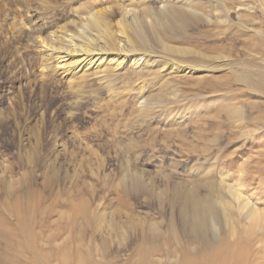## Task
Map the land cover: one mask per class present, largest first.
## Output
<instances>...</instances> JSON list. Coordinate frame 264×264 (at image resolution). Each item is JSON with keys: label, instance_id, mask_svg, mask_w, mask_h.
Returning <instances> with one entry per match:
<instances>
[{"label": "rangeland", "instance_id": "374dc122", "mask_svg": "<svg viewBox=\"0 0 264 264\" xmlns=\"http://www.w3.org/2000/svg\"><path fill=\"white\" fill-rule=\"evenodd\" d=\"M18 1L0 0V264H25V256L44 252L55 261L66 234L55 235L53 220H33L31 201L40 214L54 192H74L78 204L81 190L92 218L85 239L99 264H248L257 249L263 262L264 93L232 73L264 75V0H195L208 16L201 23L162 17L167 0H25L21 9ZM243 5L253 8L246 23ZM124 6L149 8L150 45L160 48L158 34H165L163 41L192 50L174 57L197 70L176 71V58L164 54L170 58L125 63L117 74L107 64L111 76L100 83L92 68L71 77L43 61L40 43L50 33L93 11L117 30ZM38 19L30 45L22 40L26 23ZM202 65L214 68L204 73ZM229 109L242 114L231 117ZM49 177L52 194L44 189ZM211 187L216 215L193 229L178 195L206 198ZM14 205L36 221L18 236L16 219L4 212L14 214ZM82 224L78 217L76 232Z\"/></svg>", "mask_w": 264, "mask_h": 264}, {"label": "bare ground", "instance_id": "6f19581e", "mask_svg": "<svg viewBox=\"0 0 264 264\" xmlns=\"http://www.w3.org/2000/svg\"><path fill=\"white\" fill-rule=\"evenodd\" d=\"M141 1H145V0H141ZM194 1L195 0H172L170 2L169 0L164 1V5L161 8H164L166 12L164 11L165 13L164 12L161 13L163 14L162 17L168 18L171 15L172 16L175 15L177 16L178 20L181 23H190V22L201 23L204 20L208 21V16L204 18L202 11H200L199 7H197L195 3H193ZM26 2L27 1L25 0H19L17 5L21 9V6ZM243 6L244 7L242 9L244 10L243 13L240 14V18L243 20L244 23H246L247 20L246 18H250V14H248L247 12H249L251 9L253 11V8L251 6L249 7L246 5ZM121 14H122V18L118 22L119 26H117V30L112 29V26L110 22L106 19V16H103L101 13H98L97 11H93V13L90 12V15L88 14L85 15L84 17H81L80 19L78 18L79 20H72L65 26L60 27L59 29L53 31V33H50L49 36L41 40L40 44L43 45V48L41 50L43 61H53V64H55L53 70H55L56 72L59 71L61 74H65L71 77H76L78 75L76 74V72H79L80 69L85 68L83 70L84 72L86 70L89 71L92 68L96 72L95 74L96 75L98 74L97 76L98 81L100 83H104L105 82L104 78L106 79V75L108 74L107 72L110 71V70L107 71L108 67L106 66L111 65L112 66L111 70L113 71L112 73H116V71H119L120 69L123 68L125 63H130V66H136L137 68V67H141L144 61L147 62L148 60H151L152 56L156 57L157 59L160 58L158 60L161 61L162 59H166L167 57V56L164 57V54L166 55L168 54L171 57H174V55L176 56V54L192 53V50L190 49H185L179 47L178 45H173L172 43L163 41L162 37L165 36V34L164 35L158 34L157 44L161 45L160 48L156 49L153 48L152 45H150V41H149L151 37L150 32H154V31L150 29L152 25L150 23L151 20L149 19V17L152 16L153 13L149 8L143 7L140 9H135V8H126L124 6L121 9ZM158 16H160V14ZM230 18L231 15L227 14L226 18L223 17V19L219 21L222 22L224 25L226 23L229 24L231 23ZM33 21L29 22L28 20L29 23H26L28 25L26 27V31L24 32L22 40H24L26 43L35 41L36 42L35 44H37L36 40L38 38L36 35L40 32L39 31L40 27L38 28V26H41L43 20L38 19L34 22ZM158 24L163 26L161 28L164 29L163 31L165 32L166 28L163 25V23L158 22ZM231 27H233V24L231 25ZM246 29H249L248 26H246ZM250 29L251 30L257 29V34L259 35L262 34V32L258 28L253 27ZM153 37L156 36L153 34ZM254 47L255 48L253 49H258L257 46L254 45ZM159 51L161 54H163L162 56L161 55L158 56L160 54V53L157 54ZM152 52H154L155 54ZM170 53H174V54H170ZM167 58L170 57L168 56ZM212 58L213 59L228 58V60H230L229 56H221L218 54H215ZM171 62L174 63L172 65V68L176 71L178 70L180 71V69L182 71L183 69L182 67L185 66H188L185 72L189 70L188 73H191L197 70L195 67H189L190 64H186L185 63L186 61L184 60L171 58ZM213 68H214L213 66L202 65L200 71H203L204 73H208L212 71ZM259 71L248 70V69H243L241 71L233 70L232 75L239 82H242V84L247 85L249 89L250 86H252L255 87L256 90L262 89L264 93V75ZM199 74H202V72H199ZM203 76L204 75H202L201 77ZM148 108H149L148 106H145L141 109V111L143 112V110L144 111L148 110ZM227 114L231 117H238L241 116L242 112L239 111V109H237V111L229 109L227 111ZM54 179L55 177H49L44 185L45 191L50 194L54 192V186H53ZM139 182L140 180L138 178L133 177L131 180L132 187L136 188ZM209 190L211 192L208 193L209 194L208 196L206 195L207 197L205 196L206 198H201L195 192L192 191H185L183 194L181 193L180 195H178V198L182 199V202L186 206V209H187V205L190 206V210L188 211L187 209V211L189 212V216H190V226L193 229L203 228L205 224L209 225L210 219L216 215L214 209L215 201L213 199L214 188L211 187ZM83 192L84 190L76 192L78 194L77 199H79L78 204H75L76 199H75V195L73 194L74 192H68L71 194L69 195L67 194L65 197L60 194L61 193L60 191L54 192L52 203L47 204L42 209L40 214H38L37 212L39 208L37 207V205L34 204V201L36 199L31 201V205L33 206V208H31L33 220H36L37 216L39 220L41 219L53 220V222H55L56 224V229L54 232L55 235L61 236L66 234V236L64 237L65 245L62 247L59 246L58 248L56 247L57 248L56 252L58 253L55 254L56 255V257L54 258L55 261H53L52 255H50L49 252H44V254L40 256H38L37 254H34L32 257L25 256L24 258L25 264H90V263L99 264L97 260L94 258L95 257L94 254H96L97 252L95 253V250L86 243V239H85L86 237L85 230L87 225L89 226V224L91 223L92 218L90 217V211L88 210L89 204ZM39 194L42 195L43 199L41 200H44V196H45L44 193L42 194V192H39ZM238 196L235 195V198L238 199ZM57 204L58 206H56ZM63 204L67 207V211L62 210L61 207ZM15 205H14V214H11L6 210H4V212L6 213L7 216H9V219L10 218L16 219L15 223L19 229H17L15 226L16 229L14 228L13 229L14 231L12 233L18 236L20 234L22 235L23 233L27 232L24 229H27V226L30 225L31 221H27L28 216L25 214L24 208L19 207L16 210ZM54 215H56L57 218L52 219V216ZM7 216L6 219H8ZM78 217H81L83 220V224L81 225L80 232L75 231V228L78 225ZM256 217L257 220H260L261 215L256 214ZM35 222L36 221H32L31 224ZM63 224L66 225L65 232H64V228L62 227ZM7 233L9 232L7 231ZM244 241L247 242L246 239ZM241 247L243 246H240L239 248ZM244 248L245 251H247V246ZM248 251H250V248H248ZM146 253H148V251ZM240 253H241V249H240ZM257 255L250 258L248 264H264V261L261 262L260 260V257H263V254L261 253V249H257Z\"/></svg>", "mask_w": 264, "mask_h": 264}]
</instances>
